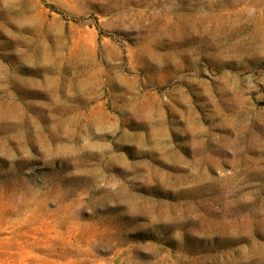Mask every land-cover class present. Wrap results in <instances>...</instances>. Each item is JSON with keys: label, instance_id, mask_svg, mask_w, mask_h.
Listing matches in <instances>:
<instances>
[{"label": "rangeland", "instance_id": "374dc122", "mask_svg": "<svg viewBox=\"0 0 264 264\" xmlns=\"http://www.w3.org/2000/svg\"><path fill=\"white\" fill-rule=\"evenodd\" d=\"M0 264H264V0H0Z\"/></svg>", "mask_w": 264, "mask_h": 264}]
</instances>
